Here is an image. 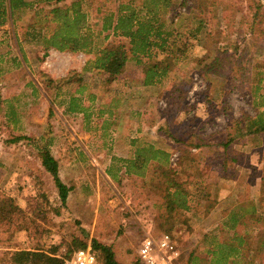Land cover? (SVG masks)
Returning <instances> with one entry per match:
<instances>
[{"label":"rangeland","instance_id":"1","mask_svg":"<svg viewBox=\"0 0 264 264\" xmlns=\"http://www.w3.org/2000/svg\"><path fill=\"white\" fill-rule=\"evenodd\" d=\"M89 2L87 27L96 50L111 42L103 41L106 33L97 35L102 17L115 4ZM261 5L264 11V0ZM248 11L247 0H172L160 18L179 46L193 44L185 33L200 12L204 26L188 58L150 87L141 85L142 66L134 62L117 81L107 83L104 72L84 70L93 53L45 50L43 45L62 43L65 29L41 13L39 25L50 34L22 46L28 61L7 62V73L0 77V115L8 114L19 127L0 126V264H12L10 254L21 250L65 258L76 244L91 246L93 240L110 244L118 263L136 264L140 242L146 236L159 238L169 226L180 252L174 264H214L217 253L211 260V250L217 252L222 243L236 245L228 212L250 204L263 209H257L262 219L235 228L236 236L249 238L238 262L264 264V131L248 129L257 115L264 116V35L253 40L248 34ZM205 44L233 61L248 60L253 67L248 82L232 71L223 77L199 72L191 58L203 56ZM19 48L12 41L9 53L18 57ZM28 122V137H22V125ZM17 138L21 140L12 142ZM150 145L168 154V168L177 169L184 151L180 169L185 173L174 178L198 194L201 212L196 216L168 213L161 198L164 186L155 187L159 180L152 179L151 171L142 180L117 171L112 158L133 160L127 151ZM43 147L58 162L61 181L72 188L64 207L41 167L38 152ZM147 165L145 171L151 170L153 165ZM110 166L115 178L106 174ZM205 189L208 201L202 196ZM209 204L211 210L205 211ZM220 223L224 231L217 237Z\"/></svg>","mask_w":264,"mask_h":264},{"label":"trees","instance_id":"2","mask_svg":"<svg viewBox=\"0 0 264 264\" xmlns=\"http://www.w3.org/2000/svg\"><path fill=\"white\" fill-rule=\"evenodd\" d=\"M20 1V0H19ZM49 1V0H47ZM64 0H55L59 3ZM106 4H115L114 10L108 11L102 17V24L97 38L102 33L103 41H108L106 46L96 48L94 50V42L92 34L88 32L87 27V12L90 7L89 0H85L87 9L83 10L84 0H74L68 8H56L51 13L53 14V21L61 25L65 29L60 45H43L45 50L54 49L60 53L68 52L71 54L83 53L86 55L94 54L93 60H88L84 68L85 71L98 70L107 74L106 82L111 83L117 81L118 77L124 72L126 65L129 62H134L142 66L143 79L141 85L144 87L154 86L162 83L172 71V69L179 63L188 58L192 45L199 42L201 29L204 22L199 16L193 19L194 26L187 30L185 37L193 44L182 48L176 42V34L171 30L163 29L165 23L160 18V12L168 11L172 4V0H105ZM20 2L18 0H10V9L13 11L19 9ZM105 5L102 6L104 8ZM106 8V6H105ZM247 8L250 15L248 21V28L246 31L251 35L254 40L259 39L264 35V11L261 5V0H247ZM13 13V12H12ZM6 21V15L2 11L0 2V25ZM246 32V33H247ZM50 32L46 31L49 35ZM53 35V32H52ZM51 35V36H52ZM56 36V34H55ZM206 53L200 58H191L195 63V68L203 74H212L214 76L223 77L229 72H235L240 78L244 79L246 83L249 79V73L252 70V65L248 60L238 59L233 61L227 57L222 56L220 48L214 47L210 50L211 45H204ZM60 91V90H59ZM58 91V93H59ZM81 93V91L79 90ZM60 94V93H59ZM58 95V94H57ZM92 100L94 96L90 97ZM74 111V109H72ZM254 128L259 131H264V116L257 115L256 119L248 125L249 131ZM23 137V136H22ZM24 139V138H23ZM20 138L12 140V142L20 141ZM148 148H141L133 160H121L112 158L119 167L117 171L124 170L123 173L127 176H135L144 179L150 172L152 179H158L156 188L161 186L162 199L166 204L168 213L181 212L188 215L189 213L194 216L201 212L199 201L195 202L198 195L196 192L188 190L186 186L178 182L174 177L183 172L180 169L182 154L179 153L176 162L177 169L168 168V154L155 150L152 146ZM188 153L187 151H185ZM38 158L43 170L51 177L55 188L58 192V197L61 206L66 205L68 194L71 192L70 187H67L59 177V165L56 159L51 155L50 151L46 148H40ZM165 164H161L160 162ZM114 162V163H115ZM153 165L151 170L145 171V166ZM140 165V166H139ZM147 165V166H148ZM174 169V170H173ZM107 176L115 178L116 174L113 172L112 166L106 171ZM264 177V176H263ZM144 181V180H143ZM208 187V186H207ZM209 188V187H208ZM207 188V189H208ZM205 189L202 196L204 200H209V192ZM218 203V200H217ZM210 204L204 210H211ZM257 209H262L256 204H250L247 209L240 206L237 212L230 211L229 223L230 229L234 230V240L236 245L232 243H222L217 252L211 250V260L216 258L214 264H217L220 259L224 260L225 264L230 263L239 264L243 258L244 246L247 247L248 236H236L237 228L245 226L244 222H259L262 218L261 213ZM263 211V209H262ZM251 215L252 217H246ZM165 225L168 224V218L164 221ZM227 224V223H226ZM262 226V225H261ZM172 226L166 227L164 233L170 236L175 246H178L174 235L169 233L172 231ZM249 240V238H248ZM262 246L264 242H261ZM250 246V243H249ZM87 244L78 243L76 249L86 248ZM91 250L96 256L98 264H120L114 258L112 246L110 244L99 243L91 241ZM52 252H55L54 250ZM225 253V254H224ZM7 257V254H3ZM238 258V259H237ZM241 258V259H240ZM63 258H58L55 253H46L40 250H21L10 254L9 261L12 264H63ZM235 260L237 262H235ZM140 263V262H139ZM136 263V264H139Z\"/></svg>","mask_w":264,"mask_h":264},{"label":"crops","instance_id":"3","mask_svg":"<svg viewBox=\"0 0 264 264\" xmlns=\"http://www.w3.org/2000/svg\"><path fill=\"white\" fill-rule=\"evenodd\" d=\"M15 1V0H14ZM67 0L61 1L59 3H56L55 0H18L20 2L19 9H15L14 13H11L12 10L10 9V0H0L2 11L6 15V21L4 24L0 25V77H3L6 75V71L3 68L4 65L8 63H17L20 62H27L28 56H26L24 50H22V46L26 45H33V39L37 36H43L46 34V30H44L45 25L41 26L40 23V15L41 13H45V16H47V21L51 22L53 21V14L51 13L56 8L66 9L69 7V4L66 2ZM62 3H64L62 6ZM65 5H68L65 7ZM23 16V17H22ZM22 20L21 22H19ZM32 20V22H30ZM21 36L19 34H16L17 32H20ZM31 32H35L34 35L31 34ZM20 36V38H19ZM47 36V35H46ZM21 39V40H20ZM12 41L16 42V46L19 48V56H14L13 53L10 52V47L12 46ZM20 45V46H19ZM27 57V58H26ZM4 79V78H3ZM45 91V90H44ZM2 107H4L5 100L1 103ZM8 114L2 113L0 115V120H3V124L0 126H4V128H10L11 131L18 130L19 127L14 126L16 125L14 122L11 121L8 117ZM29 120V118L27 119ZM28 126L25 127L22 125V136L28 137V131L30 123L28 122ZM136 141L130 142L135 143ZM151 146V145H150ZM141 149V146L136 148V150L132 151L129 150L127 153H133V155L137 154V152ZM117 156V155H116ZM125 155L122 153L121 156L118 157H124ZM220 206V202L218 200L217 207ZM231 211V210H230ZM229 211V212H230ZM229 217V215L227 216ZM246 217H252L251 215H246ZM227 220V218H226ZM223 223V222H222ZM222 223H220V229H217V237L219 233L223 232V226ZM224 224V223H223ZM231 262V259H229ZM230 262L228 264H230Z\"/></svg>","mask_w":264,"mask_h":264},{"label":"built area","instance_id":"4","mask_svg":"<svg viewBox=\"0 0 264 264\" xmlns=\"http://www.w3.org/2000/svg\"><path fill=\"white\" fill-rule=\"evenodd\" d=\"M137 257L140 264H174L180 252L170 236L162 234L157 239L146 236L138 246ZM62 261L63 264H98L90 246L75 250Z\"/></svg>","mask_w":264,"mask_h":264}]
</instances>
